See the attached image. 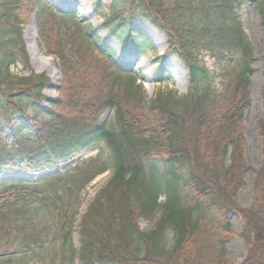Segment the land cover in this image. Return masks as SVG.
<instances>
[{
  "label": "trees",
  "instance_id": "1",
  "mask_svg": "<svg viewBox=\"0 0 264 264\" xmlns=\"http://www.w3.org/2000/svg\"><path fill=\"white\" fill-rule=\"evenodd\" d=\"M35 3L0 0V45L9 38L0 68L5 73L17 57L26 59L20 31L28 15L20 13L24 6L30 15ZM246 3L258 11L264 31V0H93L95 14H105L107 8L109 15L100 26L123 51L140 55L155 49L149 32L139 25L146 20L166 35L165 53L176 54L187 67V94L170 92L147 99L135 83L139 72L120 61L90 23L43 0L35 24L42 45L59 62V98L50 101L43 122L18 123L0 135V171L41 170L97 143L108 155L77 162L34 182L21 179L1 185L0 237L19 226L15 212L45 208L49 214L60 211L54 237L61 258L69 257L67 264H234L226 253L235 236L246 246L240 264H264V85L256 120L262 159L252 170L253 202L248 207L238 202L248 170L243 121L250 104L254 55L234 10ZM202 49L214 58L236 54L233 84L221 97L203 85L209 73L199 59ZM153 79L169 80L171 75L159 66ZM19 82L15 92L0 95V116L7 122L11 106L24 114L26 104L43 101L49 79L37 74ZM107 110L113 111L110 123L101 120ZM106 170L111 176L80 214L75 249L71 234L78 198ZM161 195L164 201L159 203ZM158 208L161 213L154 226L140 230L136 217ZM235 214L242 222L239 234L231 225ZM166 230L172 232L168 250ZM39 234L37 230L29 239L26 234L22 249L31 251Z\"/></svg>",
  "mask_w": 264,
  "mask_h": 264
},
{
  "label": "rangeland",
  "instance_id": "2",
  "mask_svg": "<svg viewBox=\"0 0 264 264\" xmlns=\"http://www.w3.org/2000/svg\"><path fill=\"white\" fill-rule=\"evenodd\" d=\"M50 6L55 8H62L64 10H74L79 20L83 23H90L94 28V32L98 34L103 40L111 44L117 52L118 59L120 61L128 62L133 64V67L139 75L141 80L137 81L140 83L142 90L144 91L147 99L153 98L159 94H167L170 92H175L179 95L188 93V78H187V67L184 63L175 55L165 56L164 52L166 50V36L163 31L149 24L146 20H140L139 25L147 30L155 43V50H146L140 56H134L130 51H122L118 46L116 41L111 39L106 34V28L100 26L103 20L109 15L107 9H103L105 14L93 13V0H45ZM36 10L30 15L27 13L25 7L22 9L20 15L25 18L24 24L21 28V39L23 47L26 51V59L23 60L17 57L13 65H10L8 73L0 70V95H7L9 93L15 92L19 87L20 78L28 77L31 75L44 74L49 79V87H46L42 91V95L45 97L43 101L38 104H26L24 106V114H21L17 109L10 107L11 120L6 121L0 116V135L10 132V130L18 123H25L29 125L30 123H41L44 121L42 115H44V110L48 107L51 100L59 98L58 87L62 81V75L59 68L58 59L47 52L45 47L42 45L39 34L37 32V26L35 24L37 8L42 0H34ZM235 14L243 28L245 35L252 47L253 60H252V73L250 74V104L245 111V117L243 121V136L246 147V165L248 170L246 171L245 179L246 185L243 186L238 194V202L241 207H248L253 202V169L259 167L261 163V139L259 137L258 130L256 128V120L260 116L262 111V98L260 95L261 87L264 85V68L263 60L264 57V31L260 23V15L255 7L246 3L235 9ZM28 29L30 33L34 34V42L30 41L27 36ZM8 40L6 39L5 44L0 45V68H4L1 65V60H3L5 46L8 48ZM30 45L33 47L38 57L43 59L48 65L47 71L36 70L35 65L30 56ZM215 52V51H214ZM18 56V54H16ZM226 58H214L202 49L199 51V59L206 66L209 76L203 83L204 87L207 88L211 94H215L217 97H221L228 93V89L233 84V79L236 74V66L234 57ZM158 58H162L161 62ZM6 57L5 60H8ZM163 66L165 70L169 72L174 68L177 73L172 75V79L169 81H162L160 83L152 82L153 73L160 65ZM55 69L57 79L53 82L52 77L49 72ZM171 70V71H170ZM49 71V72H48ZM52 84V86H50ZM3 94V95H2ZM4 98V97H3ZM18 101V98L15 99ZM113 112L111 110L105 112L101 116V120L112 122ZM102 155L106 157L108 155V150L101 143L96 145H91L87 148H82L71 155V157L66 161H58L51 167H46L44 170L39 171L37 169H32L25 167L21 170L17 169H4L0 171V186L12 181L25 179L34 182L41 178L44 174L51 172H62L67 166H72L74 163L81 162L83 160H88L94 158L97 155ZM111 176V171H105L101 175L95 177L81 192L78 198L79 203L77 206V213L72 225L71 239L73 247L75 249L79 246V233L78 224L80 214L84 212L88 203L92 200L94 194L107 182ZM164 201V196L159 197L158 202L162 203ZM76 201L71 204L68 208V212L71 213L75 209ZM32 207L34 206L31 205ZM28 207V208H32ZM36 209L31 212L29 209L26 213L15 212L13 214V219L20 222L18 227L10 228L9 233H1L0 237V264H67L69 257L61 258L60 243L54 237L57 233V227L59 226L58 220L60 221L59 212L53 210L51 213H45L46 209ZM160 208L146 216H137L136 222L137 226L142 231H148L153 226L155 221L160 215ZM68 214V213H67ZM23 216L24 220L19 219ZM27 224V225H26ZM35 228L33 229V226ZM232 229L235 234H239L241 231L242 222L238 215H234L231 220ZM16 226V225H14ZM39 231L38 242L34 244L31 251H26L22 249L23 238L28 234V239L31 237L35 231ZM164 244L168 250L171 245L172 232L171 230H166L164 235ZM246 254V246L240 240L238 236L233 237L227 243V253L226 257L229 261L234 264H240L244 255ZM63 262V263H62Z\"/></svg>",
  "mask_w": 264,
  "mask_h": 264
},
{
  "label": "bare ground",
  "instance_id": "3",
  "mask_svg": "<svg viewBox=\"0 0 264 264\" xmlns=\"http://www.w3.org/2000/svg\"><path fill=\"white\" fill-rule=\"evenodd\" d=\"M28 31H29V33L27 32L28 39L30 41H33L34 42V34L33 33H30V29H28ZM30 56H31V59L33 61V64L35 65L36 70H39V71H47L48 65L46 64V62H44L43 59H41V58L38 57V54L35 52V50L33 49V47L31 45H30ZM173 72H174V74L177 73V71L174 68H173ZM49 74L52 77V80L54 82L57 79L56 70L55 69H52L49 72Z\"/></svg>",
  "mask_w": 264,
  "mask_h": 264
}]
</instances>
